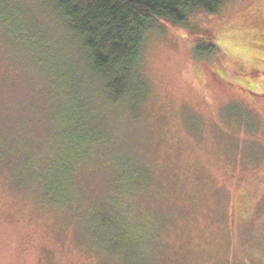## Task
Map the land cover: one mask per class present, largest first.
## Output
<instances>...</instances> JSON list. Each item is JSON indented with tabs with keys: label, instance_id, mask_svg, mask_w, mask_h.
I'll list each match as a JSON object with an SVG mask.
<instances>
[{
	"label": "rangeland",
	"instance_id": "obj_1",
	"mask_svg": "<svg viewBox=\"0 0 264 264\" xmlns=\"http://www.w3.org/2000/svg\"><path fill=\"white\" fill-rule=\"evenodd\" d=\"M258 1L150 23L115 91L51 0H0V264H264V70L204 38Z\"/></svg>",
	"mask_w": 264,
	"mask_h": 264
},
{
	"label": "trees",
	"instance_id": "obj_2",
	"mask_svg": "<svg viewBox=\"0 0 264 264\" xmlns=\"http://www.w3.org/2000/svg\"><path fill=\"white\" fill-rule=\"evenodd\" d=\"M63 24L78 40L83 57L93 73L106 76L109 90L120 91L128 82L143 80L138 73L142 46L150 23L184 26L197 12L215 13L224 0H51ZM227 30V39L213 37L210 30L204 38L217 57L227 58L234 67L248 74L264 70V0L253 4ZM247 15H249L247 17ZM226 24V22H224ZM241 45L243 51L236 49ZM208 45V44H207ZM207 47V46H206ZM205 49L210 50L209 47ZM205 50V51H206ZM203 53V52H202ZM200 55L208 58V53ZM225 62V61H224ZM233 69H229V71ZM244 72V73H245ZM143 82V81H142ZM126 89L131 90V86ZM132 89L135 86L132 85ZM112 95V94H111ZM89 142L82 140L77 146ZM79 157L78 151L69 152ZM64 175V174H63ZM116 213V212H115Z\"/></svg>",
	"mask_w": 264,
	"mask_h": 264
}]
</instances>
